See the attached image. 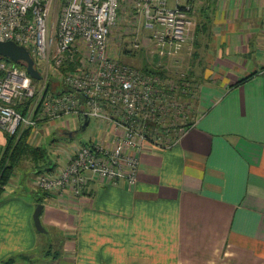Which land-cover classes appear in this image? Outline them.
<instances>
[{
	"label": "crops",
	"instance_id": "crops-1",
	"mask_svg": "<svg viewBox=\"0 0 264 264\" xmlns=\"http://www.w3.org/2000/svg\"><path fill=\"white\" fill-rule=\"evenodd\" d=\"M192 4L205 20L174 61L187 90L197 84L194 123L170 144L146 142L133 183L93 178L78 198L36 189L34 199L15 169L0 199V264H264V0ZM78 126L65 115L33 138ZM98 128L89 141L114 139ZM33 167L24 175L36 186Z\"/></svg>",
	"mask_w": 264,
	"mask_h": 264
},
{
	"label": "built area",
	"instance_id": "built-area-1",
	"mask_svg": "<svg viewBox=\"0 0 264 264\" xmlns=\"http://www.w3.org/2000/svg\"><path fill=\"white\" fill-rule=\"evenodd\" d=\"M122 1L0 0V41L12 40L26 47L37 65L65 72L61 81L82 97L49 89L46 83L38 93L25 66L0 57V130L14 136L23 128L86 113L111 125L114 133L110 143H80L66 153L63 166L39 172L35 183L45 193L78 198L93 178H125L133 183L143 145H166L148 137L156 123L150 115L162 105L158 73L118 62L104 53ZM129 2L159 52L176 56L194 23L193 0ZM71 63L72 71L61 69Z\"/></svg>",
	"mask_w": 264,
	"mask_h": 264
},
{
	"label": "rangeland",
	"instance_id": "rangeland-1",
	"mask_svg": "<svg viewBox=\"0 0 264 264\" xmlns=\"http://www.w3.org/2000/svg\"><path fill=\"white\" fill-rule=\"evenodd\" d=\"M120 10L121 13L118 17V22L107 38L104 53L118 62L143 70L151 69L158 73V77L161 81V85L158 87V93L162 99V101H160L162 105L160 108H156V111L152 112V114L150 113V116L153 117L156 123L151 125L148 137L150 140L159 141L162 144L171 143L190 125V123L195 121L197 117L193 107L197 84H193L192 87H189L190 90H187L186 86L189 85V83L187 84L189 77H187L184 72H179V68L174 61V57L176 56L173 57L171 54L159 52L154 45L151 32L147 31L141 25L140 19H138L133 12L129 0H123L121 2ZM200 17L201 18L194 21L189 29L187 38L189 45L190 43L196 42L197 36L200 35L199 33L197 34V32L201 30V25L199 23L202 24L205 20L203 15H200ZM55 19L56 13L53 15V21H55ZM37 67L42 76L41 79H34V84L38 93L41 92L43 83H46L49 89L56 91L61 90L63 93H72L75 94L77 98L82 99L79 93L71 90L66 83L61 81L62 73L65 72L62 71V73H60L61 71H56L52 68H43L40 64L37 65ZM66 70L72 71V68L67 67ZM37 101L38 108H40L41 99L38 98ZM27 105H29V103H27ZM27 105L25 110L28 113L29 106ZM98 124V120L90 118V123L84 130H81L78 126L70 131L72 135H68L56 129L52 135L45 137L43 140H40L37 136L33 138L37 126L20 130L16 137L28 132V142L32 146L39 145L45 148L43 157L39 159L40 161L38 160L36 162L31 156H23L15 168L20 177V181L22 182L24 180L25 186L35 195L34 199L37 198L35 191L38 188L31 182L32 180L30 177L24 175L28 167L31 168L35 163L40 165L49 163L58 167L63 157L65 159V155L67 157V154L71 153L80 143H86L89 139H93L98 134L100 131ZM0 137H3V139L5 137L7 143L9 137L5 132L1 131ZM67 142L73 143V146H70L71 149L68 150L66 148V151H63V153L60 152L61 150L59 151L58 149L65 148ZM57 153H60L59 158L57 157ZM38 173L39 172L35 173L34 176Z\"/></svg>",
	"mask_w": 264,
	"mask_h": 264
},
{
	"label": "trees",
	"instance_id": "trees-1",
	"mask_svg": "<svg viewBox=\"0 0 264 264\" xmlns=\"http://www.w3.org/2000/svg\"><path fill=\"white\" fill-rule=\"evenodd\" d=\"M36 67L37 63L35 61ZM17 65L24 66L21 63L17 62ZM68 68H74V65L71 63ZM38 68V67H37ZM62 70L67 69L66 67H62ZM149 70V69H144ZM58 91V90H57ZM6 135L9 137L7 143L4 146L3 154L0 158V199L4 193L5 186L9 182L10 178L13 175V172L18 164V162L22 159L23 156H31L37 162L39 159L43 157V152L45 148L37 145L32 146L28 142V132H25L23 135L16 137L17 135ZM40 161V160H39ZM53 164H36L33 167V170L37 173L40 172L43 168L53 169ZM43 195H38V202H42ZM14 262V257H9L4 260L1 264H12Z\"/></svg>",
	"mask_w": 264,
	"mask_h": 264
},
{
	"label": "water",
	"instance_id": "water-1",
	"mask_svg": "<svg viewBox=\"0 0 264 264\" xmlns=\"http://www.w3.org/2000/svg\"><path fill=\"white\" fill-rule=\"evenodd\" d=\"M0 57H5L14 62H19L23 64L28 74L33 79H41L42 76L36 67L34 58L31 56L29 50L26 47L19 45L12 40L0 41ZM78 117L79 128L81 130L86 129L90 121L89 115L86 113H80ZM67 134L72 135L70 131ZM42 208V203H37L33 212L34 226L39 231H44L40 219Z\"/></svg>",
	"mask_w": 264,
	"mask_h": 264
}]
</instances>
